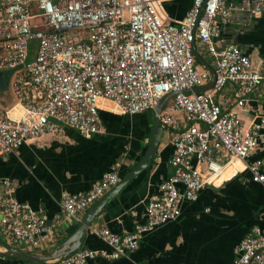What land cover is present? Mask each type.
<instances>
[{
    "label": "built area",
    "instance_id": "built-area-1",
    "mask_svg": "<svg viewBox=\"0 0 264 264\" xmlns=\"http://www.w3.org/2000/svg\"><path fill=\"white\" fill-rule=\"evenodd\" d=\"M263 8L264 0H191L184 17L175 21L161 17L151 0H0V71L12 72L17 94L10 107L0 105V157L64 126L91 137L100 130L101 101L134 115L153 110L175 92L159 113L163 129L175 130L171 174L148 201L145 221L122 235L93 227L110 250L79 248L60 264L127 256L146 233L176 219L183 202L198 198L207 182L198 164L207 163L214 173L219 167L214 156L224 164L246 161L264 145V113L246 125L215 97L231 84L237 105L258 90L264 99V54L252 58L226 35L229 27H249ZM194 44L214 61L213 86L199 92L193 88L207 84L211 74L197 69ZM175 113L183 115V127ZM246 167L251 180L264 188V157ZM119 180L120 166L113 163L85 192H63L61 212L49 220L41 209L18 201L12 182L0 178V235L9 246L42 254L62 226L79 222ZM234 254V264H264L262 229L253 226Z\"/></svg>",
    "mask_w": 264,
    "mask_h": 264
},
{
    "label": "crops",
    "instance_id": "crops-1",
    "mask_svg": "<svg viewBox=\"0 0 264 264\" xmlns=\"http://www.w3.org/2000/svg\"><path fill=\"white\" fill-rule=\"evenodd\" d=\"M151 2L161 17L175 21L181 20L191 5V0ZM226 35L252 58L262 57L264 8L249 27L240 31L236 26L229 27ZM197 65L205 69L198 60ZM15 81L11 74V84ZM215 97L223 108L234 110L246 125L255 120L259 112L264 113L260 90L246 96L241 106L236 104L238 99L231 84L215 93ZM18 110L19 107H15L14 113ZM98 112L100 130L89 138L64 126L23 143L17 151L0 157V178L12 182L18 201L41 209L50 220L61 212L63 192H85L113 163L120 166V180L137 165L151 133L153 110L134 115L122 114L114 105L101 101ZM173 116L179 126L185 125L181 113ZM174 132L163 129L157 153L148 167L106 200L82 238L81 248L110 250L103 238L92 233L93 227L106 226L122 235L131 232L136 223L145 221L148 201L159 194L160 182L171 174L169 158L173 153L171 137ZM261 157H264V145L246 161L232 159L224 164L219 156H214L219 166L214 173L208 170L207 163L198 164L207 182L195 201L182 203L176 219L146 233L139 247L127 256L113 260L96 256L86 264H234V249L249 230L259 226L264 232V188L251 180L246 167L247 163ZM86 211L81 214V219ZM79 222L69 221L62 226L41 253L50 252L60 245L69 237V229L77 227ZM0 240H3L1 235ZM5 251L0 247V264H22V259ZM44 264L60 263L50 261Z\"/></svg>",
    "mask_w": 264,
    "mask_h": 264
},
{
    "label": "water",
    "instance_id": "water-1",
    "mask_svg": "<svg viewBox=\"0 0 264 264\" xmlns=\"http://www.w3.org/2000/svg\"><path fill=\"white\" fill-rule=\"evenodd\" d=\"M193 53L195 58L199 63L205 66L211 74V78L207 84L202 85L200 87L193 88V91L199 92L208 90L213 86L215 80V72L214 68L199 54L197 51V47L193 45ZM4 83V94L8 88V79L6 78L3 72H0V83ZM175 94V92H171L166 94L158 103V105L153 109V125L151 129V133L149 139L147 141L146 150L142 156V158L138 161L137 165L129 172L125 174V176L109 191H107L98 201H96L93 206L87 209L84 216L82 217L79 225L76 229L69 235L67 239L60 243L57 247H55L52 251L47 252L45 254L33 253L30 251L20 250L18 248L9 246L3 240H0V247H3L6 251L5 253L14 255L24 261H30L38 264H44L46 262L54 261L59 262L61 259L66 258L69 254L81 248L82 246V238L86 235L87 229L91 226L93 219L100 212L101 208L104 206L106 200L110 197H113L118 193V191L137 173L146 169L149 163L152 161L153 156L156 155L157 149L160 143V139L163 133V126L159 118V113L161 109L165 106L167 101Z\"/></svg>",
    "mask_w": 264,
    "mask_h": 264
},
{
    "label": "trees",
    "instance_id": "trees-1",
    "mask_svg": "<svg viewBox=\"0 0 264 264\" xmlns=\"http://www.w3.org/2000/svg\"><path fill=\"white\" fill-rule=\"evenodd\" d=\"M33 55L32 54H30L29 55V57L31 58ZM197 60V59H196ZM199 63V62H198ZM4 74H5V76H6V78L8 79V88H7V91H6V93H5V95L7 96L6 97V100H3V97H0V100H2V101H0V105L2 106V107H10L12 104H14L16 101H17V98H16V96H17V94H16V92H15V94H14V97H12V93H13V91L11 90V88H12V84H11V74H12V72L11 71H9V70H1ZM0 71V72H1ZM8 97H9V99H8ZM10 98H11V100H10ZM8 100V101H7ZM76 229V226H72L70 229H69V234H71V233H73V231ZM24 261V260H23Z\"/></svg>",
    "mask_w": 264,
    "mask_h": 264
},
{
    "label": "rangeland",
    "instance_id": "rangeland-1",
    "mask_svg": "<svg viewBox=\"0 0 264 264\" xmlns=\"http://www.w3.org/2000/svg\"><path fill=\"white\" fill-rule=\"evenodd\" d=\"M200 51H201V54H204L202 50H200ZM203 56H204V59H206V61H208L210 64L214 65V61H213V58L212 57H210V56H208L206 54H204ZM197 69H201V66L200 65H197ZM18 77L21 79V81H23V80L26 79L25 76H24V74L22 72L18 73ZM4 87H5V84L1 82L0 83V97H5L6 96L4 94ZM14 94H15V92L13 91L12 97H14ZM8 99H9V97H8ZM10 100H11V98H10ZM3 241H5V240H3ZM20 249H25V248H20ZM29 250H31V249H29Z\"/></svg>",
    "mask_w": 264,
    "mask_h": 264
},
{
    "label": "bare ground",
    "instance_id": "bare-ground-1",
    "mask_svg": "<svg viewBox=\"0 0 264 264\" xmlns=\"http://www.w3.org/2000/svg\"><path fill=\"white\" fill-rule=\"evenodd\" d=\"M105 102H108V101H105ZM108 103H110V104H112V105H114L115 107H116V105L114 104V103H111V102H108ZM234 160V159H233Z\"/></svg>",
    "mask_w": 264,
    "mask_h": 264
}]
</instances>
